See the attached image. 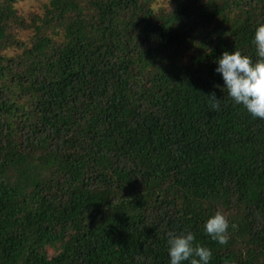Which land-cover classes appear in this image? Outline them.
<instances>
[{"label": "trees", "instance_id": "trees-1", "mask_svg": "<svg viewBox=\"0 0 264 264\" xmlns=\"http://www.w3.org/2000/svg\"><path fill=\"white\" fill-rule=\"evenodd\" d=\"M17 1L0 0V264H170L185 230L210 264H264V120L216 72L224 51L257 58L264 0H49L31 21ZM217 211L227 245L205 232Z\"/></svg>", "mask_w": 264, "mask_h": 264}, {"label": "clouds", "instance_id": "clouds-1", "mask_svg": "<svg viewBox=\"0 0 264 264\" xmlns=\"http://www.w3.org/2000/svg\"><path fill=\"white\" fill-rule=\"evenodd\" d=\"M253 44L257 54L255 60L239 50L224 51L216 61V72L222 74L225 85L222 91H226L227 96L235 104L242 105L253 118L264 120V24L256 28ZM207 96L210 108L218 111L220 99L215 92ZM230 227L235 229L237 225H230L228 216L222 211H217L204 225L206 234L221 245H227ZM167 235L170 264H184L185 261L210 264L212 251L195 243L193 232L185 230Z\"/></svg>", "mask_w": 264, "mask_h": 264}, {"label": "rangeland", "instance_id": "rangeland-1", "mask_svg": "<svg viewBox=\"0 0 264 264\" xmlns=\"http://www.w3.org/2000/svg\"><path fill=\"white\" fill-rule=\"evenodd\" d=\"M169 0H156V6L162 7L169 4ZM49 3V0H18L15 3V7L20 15H22L28 21H31L35 15H42L45 12V6ZM37 18V17H36ZM14 34L17 39L22 41L26 46L30 45L31 37L34 35L33 28H14ZM51 32V31H49ZM56 39L59 38V34L55 35ZM16 53V48L10 49V54Z\"/></svg>", "mask_w": 264, "mask_h": 264}]
</instances>
